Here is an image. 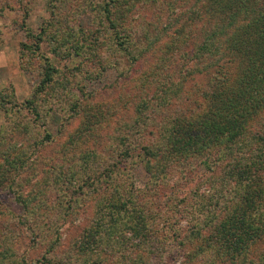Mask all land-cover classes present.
Here are the masks:
<instances>
[{
  "label": "rangeland",
  "instance_id": "1",
  "mask_svg": "<svg viewBox=\"0 0 264 264\" xmlns=\"http://www.w3.org/2000/svg\"><path fill=\"white\" fill-rule=\"evenodd\" d=\"M103 2L0 0V92L8 97L13 111L5 114L0 109V143L4 144L5 157L10 161L20 158L16 163L22 165L14 176L12 191L0 189V239L10 232L12 240L7 245L20 257L27 256L30 263L44 255L52 264L70 255L78 259L83 235L93 230L100 210L107 207L105 199L94 190L97 185L79 174L70 180L69 173L79 172L83 154L95 148L103 153L105 146L116 148L114 139L127 132L136 117V107L148 98L163 96L162 91H156L162 90V85L175 90L178 98L172 97L169 105L147 119L159 125L166 117L189 120L197 114L203 105L202 94L210 84L209 75L193 74L197 64L185 55H191L197 43V13L203 0H148L131 9L130 37L139 50L151 46L137 62L132 59L137 58L134 52L127 56L119 51L113 31L101 21L98 11ZM33 37L39 38L36 52ZM75 42L83 50L74 47ZM171 42L181 50L166 52V44ZM161 55L167 65L160 74L153 68ZM230 62L223 64L231 66L232 72L236 65ZM47 63L55 70V91L49 95L46 90V95L39 96L35 119L24 104L38 94ZM155 74L160 76L144 82L145 87L139 91L144 76L152 79ZM74 95L85 113L69 110ZM87 121L89 124H85ZM96 122L98 125L89 126ZM26 125L27 134L22 129ZM86 129L91 130L84 133ZM150 132L158 131L150 127ZM145 136L146 142L152 138ZM215 157L190 159L184 166L171 168L157 185H152L144 170L132 161L120 171L126 185L133 184L132 190L142 191L143 202L156 216L151 234L159 255L154 264H246L203 248L208 244L204 240L209 236L208 218L220 220L235 193L223 167L212 168ZM102 159L109 166L114 162L104 153ZM204 159L209 160L211 169L203 164ZM3 161L0 157V165ZM15 192L28 201V211H38L37 216L24 214L30 219L24 221L27 230L21 224L17 226L24 212ZM112 241L98 248L90 262L118 264L132 249L131 242ZM263 254L264 237L253 244L244 259L257 264Z\"/></svg>",
  "mask_w": 264,
  "mask_h": 264
},
{
  "label": "trees",
  "instance_id": "2",
  "mask_svg": "<svg viewBox=\"0 0 264 264\" xmlns=\"http://www.w3.org/2000/svg\"><path fill=\"white\" fill-rule=\"evenodd\" d=\"M146 3L148 0H104L98 11L101 21L107 24L108 30L113 31L119 51L127 56L134 52L137 58L132 59L136 62L149 53L151 46L142 50L136 48V43L128 33V13L137 5ZM197 16L200 26L197 43L192 54L185 55L197 64L193 74L210 76V84L202 94V107L189 120L166 117L160 125L152 118L147 120L159 108L163 110L169 105L172 97H177L175 90L166 89L161 84L162 90H156L164 93L158 97L161 100L158 101L155 96L138 105L136 117L127 127V132H121L114 139L116 148L104 147L103 153L114 161L112 165H106L102 151L96 148L79 158L80 170L69 173L70 180L79 174L86 182L97 185L94 190L105 199L107 207L100 210L93 230L86 237L83 235L78 245V259L70 255L61 258L57 264H95L90 262L94 252L116 238L112 242H131L132 245L130 252L123 255L118 264H154L159 255L151 234V230L154 232L156 216L149 204L143 202L142 191L132 190L133 184L126 185V179L120 171L126 162L132 161L144 170L152 185H157L164 181L171 168L184 166L190 159L202 157L212 160L215 156L212 168L219 170L223 167L224 175L229 183H233L235 193L225 206L220 220L210 217L208 228L207 223L202 225L203 230H209V236L204 239L208 244L203 248L218 251L230 261L241 259L246 264H252L244 257L253 244L264 237V0H203ZM82 33L81 30L80 35ZM122 33L125 37L121 36ZM27 36H31L29 32ZM32 39L36 52L39 50V38ZM74 45L81 46L78 42ZM173 46L175 43H167L166 52L181 50ZM224 61L235 64L234 71L231 72V66L224 65ZM165 62V57L161 55L153 71H161V74L166 68ZM54 73L53 66L47 63L38 94L24 104L35 119L38 118L39 96L46 95V90L49 95L55 91L52 86ZM160 74H155L152 79L144 76L139 91L145 87L144 82L157 79ZM184 77L182 75L181 79ZM11 104L8 97L0 92V109L5 114L13 112ZM69 110L86 112L76 95L69 100ZM85 124H89V121ZM95 125L98 122L89 126ZM150 127H155L158 132H150ZM22 129L28 133L27 125ZM90 130L86 129L84 133ZM146 134L152 135L150 141H145ZM3 145L1 142L0 157L4 161L0 165V189L12 191L14 176L18 175L22 165L16 163L21 161L20 158L10 161L5 157ZM209 160L204 159L203 164L211 169ZM14 194L24 212L18 217L17 226L21 224L27 230L28 226L24 225L30 219L24 214L37 216L38 211H28V201L20 193ZM36 223L33 222L32 226ZM11 240L10 232L3 234L0 239V245H3L0 248V264H52L46 255L30 263L27 256L20 257L7 245ZM56 246L50 247L47 253H51ZM257 264H264V254L259 257Z\"/></svg>",
  "mask_w": 264,
  "mask_h": 264
}]
</instances>
